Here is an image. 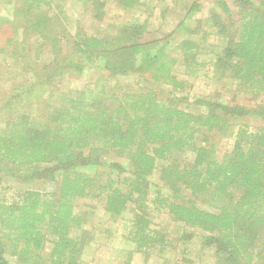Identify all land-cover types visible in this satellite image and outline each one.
<instances>
[{
  "label": "trees",
  "instance_id": "16d2710c",
  "mask_svg": "<svg viewBox=\"0 0 264 264\" xmlns=\"http://www.w3.org/2000/svg\"><path fill=\"white\" fill-rule=\"evenodd\" d=\"M122 2L134 14L116 32L79 28L72 34L56 0H19L18 11L26 16L20 27L27 37L49 44L53 58L37 72L27 37L20 47L16 34L1 46L8 71L15 65L16 75H26L8 104L32 91L28 79L52 80L58 69L72 74L93 66L108 72L109 80L128 83L116 80L108 88L88 83L64 96L43 125L34 124L28 112L2 120L0 185L5 174H13L43 178L55 183V191L29 189L17 201H0V264H15L8 253L21 264H84L76 233L82 215L75 209L76 201L87 198L102 206L104 224L127 222V239L136 251L161 253L170 245L166 232L152 226L154 211L164 209L184 227L199 230L202 246L215 258L191 264H264V0H214L205 20H198L202 31L188 25L202 8L193 1L163 37L151 34L146 2ZM95 4L96 18L104 19L105 2ZM56 25L63 34L53 31ZM175 31L183 38H172ZM206 51L217 78L227 74L255 99L253 105L185 93L188 80L177 75V64L181 59L185 73L197 77ZM166 86L169 95H161ZM215 135L232 138L228 148L220 152ZM111 154L117 159L102 161ZM155 172L169 193L159 188L152 195L149 178ZM184 190L193 199L187 200ZM193 236L183 233L185 242Z\"/></svg>",
  "mask_w": 264,
  "mask_h": 264
},
{
  "label": "rangeland",
  "instance_id": "374dc122",
  "mask_svg": "<svg viewBox=\"0 0 264 264\" xmlns=\"http://www.w3.org/2000/svg\"><path fill=\"white\" fill-rule=\"evenodd\" d=\"M106 4V15L104 19L96 18V0H56V3L62 5L64 14H62V24L70 33H76L79 28H84L88 33H106L116 32L121 22L128 21L134 11L124 8L122 0H101ZM147 3L148 13L152 15L151 34L163 37L166 32L174 31L175 26L181 19L184 18L187 12V4H192L197 0H142ZM202 3V8L196 12L190 19L188 25L191 29L198 28L202 31L203 27L199 28L198 20H205L210 7L214 5V0H198ZM19 0H0V48L7 43V40L14 37L16 34L15 46H19L24 40L26 34L21 26L23 20L26 19L22 11H18ZM57 11V10H56ZM57 14V13H55ZM30 14L29 16H31ZM234 16H239L235 13ZM144 19L146 16L143 14ZM16 18L19 19L16 22ZM189 21V20H188ZM205 24V22H203ZM205 27V26H204ZM207 28V27H205ZM54 32L58 29V34L61 33L59 25L53 28ZM197 29V30H198ZM180 33L175 31L173 37H181ZM187 35V34H186ZM196 38H201V32L195 34ZM171 38V39H172ZM183 38V37H181ZM26 44L29 48L28 54L31 57L32 63L36 64V71H42L44 64L52 63V55L47 46L41 45L42 39L36 41L35 35L26 38ZM214 38H212L213 41ZM211 40V39H210ZM20 47V46H19ZM68 47V46H65ZM66 52V49H64ZM64 52V51H63ZM35 54L40 58L35 59ZM200 60L203 63L201 66V74L197 77L190 76L185 73L186 64L180 59L176 67V73L179 77L188 80L189 87L185 93L190 97L194 95L202 97H219L223 102L243 104L251 106L255 103V99L250 94H246L241 89L238 83L231 79L227 74L222 78H217L216 68L212 64L210 53L206 51L201 54ZM8 63V62H7ZM6 63V56L0 53V124L6 116L15 112L30 113L31 121L37 125H43L48 122L49 114L52 108L59 106L62 103L64 96L75 95L77 91L82 89L88 83L101 86L107 84L115 85V81H120V84L125 86L128 79L119 80L116 78L108 79L109 73L100 71L96 67H88L80 73H63L58 69L57 77L52 80L44 77H31L26 82L33 87L29 93H24L15 98L11 104H8V97L13 93L15 86L20 83L26 75H16L15 65L11 67ZM96 60L94 61V64ZM51 71V70H50ZM29 76V75H28ZM132 81V79H131ZM19 84V86H20ZM25 84L23 86H26ZM91 85V84H90ZM94 87V86H92ZM161 95H169L171 88L166 86L160 88ZM173 95V94H171ZM180 95V94H179ZM163 96V97H164ZM218 146L222 149L228 148L230 137H222L215 135ZM190 153L181 156L183 162L189 161ZM117 159L115 155H107L102 157V161L109 163ZM100 167H103L100 166ZM98 167V168H100ZM90 172H96V167L91 168ZM158 172H155L149 178V187L152 195L155 190L163 188L164 193L169 191L164 187V184L158 178ZM34 189L43 193L55 191V183L44 180L43 178L29 180L22 177L5 174L3 182L0 185V201L13 202L20 198L23 191ZM187 200L193 199L189 190H184ZM198 203L203 208H212L210 203L201 201ZM76 212L82 215V224L76 230L80 236V257L84 264H191L195 260L204 262H214L212 251L204 248L198 236L199 230L184 227L171 216L165 213V210H155L153 213L152 226L166 232L170 239V245L165 251L159 252H139L135 249V243L128 240L129 229L126 221L121 219L116 222L104 224L106 219L103 218L101 212L102 206L96 202V198H87L76 201ZM192 233L194 236L188 242L183 239L184 231ZM188 246L189 250L183 253V247ZM7 257L15 264H21L17 256L7 254Z\"/></svg>",
  "mask_w": 264,
  "mask_h": 264
}]
</instances>
